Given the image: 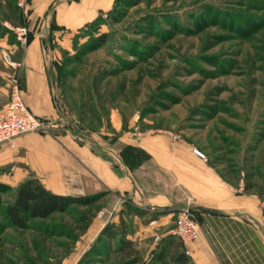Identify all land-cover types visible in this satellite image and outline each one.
Returning a JSON list of instances; mask_svg holds the SVG:
<instances>
[{"label":"rangeland","instance_id":"rangeland-1","mask_svg":"<svg viewBox=\"0 0 264 264\" xmlns=\"http://www.w3.org/2000/svg\"><path fill=\"white\" fill-rule=\"evenodd\" d=\"M19 1L0 0V28L26 26L30 35L31 1L22 8ZM38 23L54 41L49 79L65 128L80 137L169 136L234 182L264 192V0H115L74 32ZM4 173L0 183L11 185ZM115 203L100 198L101 211L77 241L56 233L62 225L79 234L68 214L25 230L0 214V264H118L117 244L98 240L99 223L115 214L131 223L148 218ZM163 235L135 243L137 264H156Z\"/></svg>","mask_w":264,"mask_h":264},{"label":"crops","instance_id":"crops-1","mask_svg":"<svg viewBox=\"0 0 264 264\" xmlns=\"http://www.w3.org/2000/svg\"><path fill=\"white\" fill-rule=\"evenodd\" d=\"M30 1L32 39L26 49H20L16 39L10 40L9 33L0 34V48H8L15 60L23 61L25 103L46 122V129L23 134L13 145L0 146V171L8 170L1 177L17 186L34 175L54 194L112 196L114 209L121 204V210L130 205L146 212L148 223L137 215L131 223L115 214L112 220L98 224L101 233L123 218L129 226L127 239L136 249L135 243L164 232L166 248L180 243L191 264H264L263 191L252 190L243 180L234 182L186 142L169 136L110 139L80 131V137L59 123L49 79L54 41L51 39L52 46L44 44L46 31L37 21L74 32L110 9L115 0ZM11 74L0 55V108L9 100ZM127 147L131 150L124 153ZM185 206L195 211L200 223V236L186 246L169 233L177 212ZM131 224L139 227L133 231ZM172 238L177 240L175 245Z\"/></svg>","mask_w":264,"mask_h":264},{"label":"trees","instance_id":"trees-1","mask_svg":"<svg viewBox=\"0 0 264 264\" xmlns=\"http://www.w3.org/2000/svg\"><path fill=\"white\" fill-rule=\"evenodd\" d=\"M0 34L3 36L7 33L16 39L6 27L0 28ZM32 35L28 37V43ZM46 46H52L50 40L44 39ZM56 101V99H55ZM56 106L57 102H56ZM129 147L124 150L130 151ZM11 194L7 199H3L2 194ZM101 195L91 197H70L54 194L49 191L41 181L31 175L22 181L16 188L7 184L0 183V214L5 219L7 225L16 230H25L31 227H39L41 224L50 219L57 213L70 215L75 229L79 234H74L71 229L62 225L57 226L56 233L67 234L71 239L77 241L81 235L88 232L96 213L101 211L102 206L98 204ZM137 212V211H136ZM137 214L141 215L139 211ZM0 222V227H1ZM129 226L121 219L119 225L110 224L100 233L98 240L105 238L110 244L116 243L114 255L118 264H137L139 263V251L135 248L134 243L127 239ZM175 248V249H172ZM181 244L168 246L162 249L157 256L156 264H191L190 259L181 251ZM88 252L85 253L83 262Z\"/></svg>","mask_w":264,"mask_h":264},{"label":"built area","instance_id":"built-area-1","mask_svg":"<svg viewBox=\"0 0 264 264\" xmlns=\"http://www.w3.org/2000/svg\"><path fill=\"white\" fill-rule=\"evenodd\" d=\"M26 0L19 1V7H24ZM6 26L15 33L20 49L25 50L28 45L29 29L26 26ZM52 43V40H50ZM0 55L5 65L12 70L9 80V100L0 108V146L13 145V141L27 133L46 129V122L34 115L24 100L21 84L23 61L15 60L8 48H0ZM170 235L179 239L185 246L200 236V223L195 211L190 206L181 208L176 216ZM187 253L189 251L187 250Z\"/></svg>","mask_w":264,"mask_h":264}]
</instances>
